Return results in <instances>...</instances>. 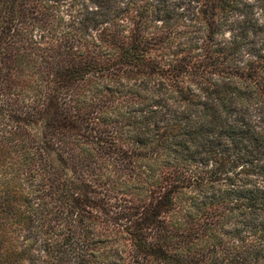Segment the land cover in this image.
<instances>
[{
    "label": "trees",
    "instance_id": "trees-1",
    "mask_svg": "<svg viewBox=\"0 0 264 264\" xmlns=\"http://www.w3.org/2000/svg\"><path fill=\"white\" fill-rule=\"evenodd\" d=\"M58 2L0 0V264H264V0Z\"/></svg>",
    "mask_w": 264,
    "mask_h": 264
},
{
    "label": "rangeland",
    "instance_id": "rangeland-1",
    "mask_svg": "<svg viewBox=\"0 0 264 264\" xmlns=\"http://www.w3.org/2000/svg\"><path fill=\"white\" fill-rule=\"evenodd\" d=\"M60 1H62V0H59V2L58 3H60ZM171 1H173V0H171ZM177 2H178V0H176ZM176 2V3H177ZM60 5V4H59ZM62 8L61 9H63L64 7H65V4H62V6H61Z\"/></svg>",
    "mask_w": 264,
    "mask_h": 264
}]
</instances>
